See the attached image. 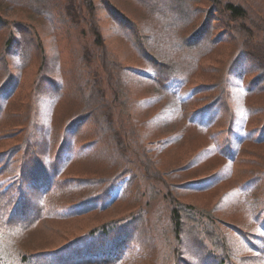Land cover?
Wrapping results in <instances>:
<instances>
[{
  "label": "trees",
  "instance_id": "trees-1",
  "mask_svg": "<svg viewBox=\"0 0 264 264\" xmlns=\"http://www.w3.org/2000/svg\"><path fill=\"white\" fill-rule=\"evenodd\" d=\"M128 1L141 18L123 10L119 0H0V264L10 258L14 264H126L134 253L153 258L163 243L167 253L159 264H230L241 245L264 258V168L248 163L246 171H230L245 145L264 144V32L257 37L250 28L262 21L240 0ZM6 9L30 11L47 20L48 30L75 32L77 50L63 77L58 54L46 49L36 27L7 19ZM101 20L139 65H125L105 43ZM223 43L232 49L218 68L221 81L193 86L189 95L196 108L187 122L201 135L214 129L207 138L215 147L208 152L217 151L227 162L229 179L237 181L235 201L249 213L252 230L197 208L176 192L217 187L206 189V183L220 179L221 167L206 178L179 179L203 165L199 159L206 150L162 168L147 154L152 150L146 146L156 142L130 120L133 79L143 78L158 93L176 98L190 84L193 65ZM31 67L36 72L28 97L17 99L22 73ZM238 76L240 91L244 88L239 104L232 94ZM65 90L78 101L58 107ZM127 111V119L119 121ZM89 161L95 166L90 175L68 173ZM116 203L123 211L136 208L78 231L82 223L102 220ZM142 203L155 206V220L164 224L158 238ZM72 223L75 231L68 232L64 227Z\"/></svg>",
  "mask_w": 264,
  "mask_h": 264
},
{
  "label": "rangeland",
  "instance_id": "rangeland-1",
  "mask_svg": "<svg viewBox=\"0 0 264 264\" xmlns=\"http://www.w3.org/2000/svg\"><path fill=\"white\" fill-rule=\"evenodd\" d=\"M243 6L248 12L254 13L259 20L262 21V24H258L254 27L251 25V29L254 32L255 36L260 37L262 32H264V0H240ZM96 4H100L99 1H96ZM119 5L125 10L128 14H131L135 18H141V12L136 7H134L128 0H119ZM3 16L9 20H21L26 23L32 24L36 27V30L40 33L42 38V43L50 53L58 54L60 72L59 77H63V74L69 70L73 49L77 50L75 44L76 39L74 36L75 32L63 34L61 30L53 31L48 30L49 26L47 20L43 19L40 16H37L27 10H4ZM104 13V12H103ZM103 13H101L103 15ZM263 18V19H262ZM102 33L104 36L105 43L115 52L120 60L127 66L139 65L137 58L132 57L125 44L112 32L110 25L107 22L101 20ZM232 47L226 44H221L214 53L209 54L208 56L200 59L196 64L193 65L191 82L188 85H185L183 89H180L177 97L172 95L164 96V94L158 93L155 87L147 80L136 77L130 83L131 94L134 97L133 101L136 100V104L130 109V120L136 122L137 126L142 128L144 134H147V138L154 140L155 146L151 145L146 146L147 150H152L150 153L154 158L158 159L162 168L176 167L182 165L191 158L197 152H204L206 150L207 155H203L199 161L203 162V165L200 167H194L193 169L185 172L181 178H186L189 180H194L198 178H206L207 174L213 173L220 169L222 175L220 179L216 180L214 183L207 182L206 189H211L214 186L216 188L212 189L207 193H187L183 190H178V195L187 200L191 204H196L197 208H202L203 210L208 211L209 213L218 216L219 218L235 223L238 226H247L251 230L253 228L252 224L247 218H249V213L245 212V207L241 204H237L235 201V193L232 190L233 186L237 185V181H232L229 179V168L226 161L222 160L218 156L217 151L212 153L208 152V149L212 150V147H215L213 142H211L206 135H201V133L194 129L187 120L190 113H192L196 106L191 99L188 93L190 90L198 83H205L215 86L221 81L222 69H218L224 61H227L228 55L230 54ZM36 68L31 67L27 72L22 73V84L20 90H18V98H23L28 95L29 86L34 79ZM241 78L238 76L234 79V84L236 90L232 93L235 101L239 104L240 94L238 92H243L244 88L241 86V91L239 89V83H241ZM28 97V96H27ZM26 97V98H27ZM162 98V99H161ZM71 104L72 102L78 101V95L75 93L68 94L65 90L63 99L58 103L59 106H67L64 102ZM25 102V100H24ZM76 104V103H75ZM57 107V109H58ZM51 109H48V114ZM127 112L115 115L118 116V120L124 122L127 119ZM9 142H5L8 144ZM4 147L0 143V148ZM246 149L240 156V160L231 167L230 171L234 170V173L244 169L246 167L254 168L259 170L264 168V144H248L245 145ZM206 156V158H205ZM205 158V159H204ZM91 159L90 161H93ZM86 162L82 164H77L75 167L69 169V174L71 175H90L88 172H93L95 169L92 162ZM233 173V174H234ZM247 173V172H246ZM245 173V174H246ZM244 174V175H245ZM244 175L241 178H244ZM244 181V180H243ZM123 186H118L113 190V196H116ZM225 194L228 195L226 201H221L220 197H224ZM227 197V196H225ZM217 204L216 209L215 205ZM151 203H142L140 205V210H146L144 216L147 218V222L152 223L153 227L157 230L153 231L155 236L158 238V233L161 230H164V224L155 220L156 208L155 206H149ZM120 203L113 205L106 213L105 217L99 221H90L89 223H82L78 227V231L84 228H91L96 223L106 221L111 218H117L124 216L128 211L134 210L136 206L128 210H122ZM54 226H58L59 223H53ZM156 224V226H155ZM76 224H66L65 229L68 232L75 231ZM46 228V225H44ZM49 226H47L48 228ZM50 228V227H49ZM48 228V229H49ZM62 229L60 226L58 227ZM256 229V227H255ZM59 229H56L58 231ZM262 228L259 226V231ZM51 232L47 234V238L50 239ZM232 238L238 243L239 240L232 234ZM209 250L213 251L212 246L207 243ZM0 248H3L1 239H0ZM158 252L151 257L144 258L140 253H134V257L129 259V262L126 264H159L160 259L165 256L167 253V245L165 243L158 244ZM238 248V249H236ZM235 252L237 257L233 258L230 261V264H264V258H259L254 256V252L245 248L243 245L240 246V255L239 247H236ZM6 249H4V252ZM156 257V258H155ZM249 257V258H248ZM155 258V259H154ZM244 258L250 259L249 261H244ZM147 260H153L148 262ZM3 264H14L13 258L8 259Z\"/></svg>",
  "mask_w": 264,
  "mask_h": 264
}]
</instances>
